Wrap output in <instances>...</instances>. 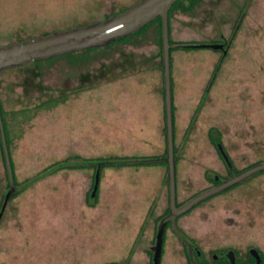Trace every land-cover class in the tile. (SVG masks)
<instances>
[{
    "label": "rangeland",
    "instance_id": "obj_1",
    "mask_svg": "<svg viewBox=\"0 0 264 264\" xmlns=\"http://www.w3.org/2000/svg\"><path fill=\"white\" fill-rule=\"evenodd\" d=\"M137 1L0 0V45L100 21ZM187 5L171 11L170 39L200 36L204 44L225 40L228 52L223 56L209 47L183 51L179 66L175 49L170 52L177 203L209 184L204 170L217 167L213 150L207 149L210 140L221 139L238 168L264 160V153L259 154L264 151V126L258 118L264 0H198ZM145 29L130 43L75 51L0 73V104L18 187L61 161L88 170L91 187L95 168L87 160L164 152L162 61L148 52L159 48L157 23ZM140 49L146 52L135 54ZM206 79L208 101L194 122L192 100ZM71 150L82 159L70 158ZM3 156L0 147V206L9 183ZM63 169L7 201L0 219V264H144L160 221L152 210L166 174L156 165H103L96 193L87 197L88 205L98 208L86 210L77 197L70 199L72 185L64 183L68 171ZM101 189L115 192L110 200L115 205L102 203L97 194ZM259 191L264 192V171L201 202L179 224L198 235L224 223L230 227L226 240L242 238L264 249V198L256 197ZM178 244L167 231L160 264L169 259L165 250Z\"/></svg>",
    "mask_w": 264,
    "mask_h": 264
},
{
    "label": "water",
    "instance_id": "obj_2",
    "mask_svg": "<svg viewBox=\"0 0 264 264\" xmlns=\"http://www.w3.org/2000/svg\"><path fill=\"white\" fill-rule=\"evenodd\" d=\"M176 1L182 0H138L127 9L100 21H93L84 26H75L67 30L53 31L45 35H36L23 40H14L7 44L0 45V73L8 69L23 67L32 61H43L53 57L71 54L75 51H83L89 48L103 47L112 41L129 36L138 31L155 18L161 19V51L162 70L164 82V124L166 155L163 160L166 162V176L168 187V212L163 216L155 231L154 245L151 247V264H160V254L164 236V229L168 222H171L175 231V219L188 212L204 199L227 189L233 184L251 176L252 174L264 171V163L255 164L240 173L234 174L230 179L221 182L219 185L209 188L194 195L181 206L177 205L176 180H175V154L173 134V112L171 97L170 77V50L172 44L169 41L168 12ZM196 48L209 47L222 49L223 44L219 43H196ZM0 140L2 144L4 160L6 164L9 187L6 191L0 207V219L8 199L16 194L20 187L15 184L11 171L10 158L6 144L4 129L2 126L0 110ZM110 161L93 160L90 163L96 165L93 179L92 196L95 195L99 180V169L103 163Z\"/></svg>",
    "mask_w": 264,
    "mask_h": 264
},
{
    "label": "flooded vegetation",
    "instance_id": "obj_3",
    "mask_svg": "<svg viewBox=\"0 0 264 264\" xmlns=\"http://www.w3.org/2000/svg\"><path fill=\"white\" fill-rule=\"evenodd\" d=\"M217 43L223 44V48L219 49V51L223 56L226 55L228 52L226 41L220 40L217 41ZM259 95L260 96H259L258 108L260 111L259 113L261 115H259L258 118L260 125L264 126V69H262V74L259 79ZM207 145L210 146L209 148L207 147L208 150L210 149L213 150V157L217 159V167L216 169H212V170L211 169L204 170V174L206 176V179H208L209 184L203 187L202 189H200V191L197 192L196 195L202 191H205L209 188L219 185L221 182L230 179L234 174L240 173L241 171L255 164L264 163V160H258L249 163L245 167L238 168L236 161L230 154L229 149L227 148L226 144L221 141V139L216 141L210 140L207 143ZM261 153H264V151L262 150V152H260L259 154ZM95 170H96V166H95ZM209 171H211V173H209ZM243 180L233 184L232 186L228 187L225 190H222L204 199L203 201L213 199L221 195L222 192L228 193L230 190L236 188L239 185V183H241ZM239 193L241 195L243 194L245 195V191L241 190L239 191ZM256 197L264 198V192L259 191ZM185 202L183 203L178 202L177 205L181 206ZM201 202H199L191 209L196 208ZM190 210L175 219V227L177 231H175L171 222H168L165 226L164 235L167 233V231H169L172 235L176 237V240H178L179 243L178 246H176L175 248L172 247L170 252L167 249L165 250V252H168L166 256L167 257L169 256L168 257L169 259L166 260L165 264H264V249L258 245L247 244L245 243L247 241L242 240V238L240 239L230 238L226 240V235L224 234H226L225 233L226 229L230 230V227H226L224 223H222V227H217L216 224H213L211 227L207 228L205 231H203L201 234L198 235H196L197 233L195 232L194 228L182 227L179 224V219L187 215L190 212ZM167 212L166 213L164 212L165 214L163 213V216H165ZM216 231L219 234H215ZM153 245H151L148 249L149 264H151L152 262L151 247ZM163 245H164V236H163L160 260H161V255L163 253V247H164ZM173 259H175V261H173Z\"/></svg>",
    "mask_w": 264,
    "mask_h": 264
},
{
    "label": "crops",
    "instance_id": "obj_4",
    "mask_svg": "<svg viewBox=\"0 0 264 264\" xmlns=\"http://www.w3.org/2000/svg\"><path fill=\"white\" fill-rule=\"evenodd\" d=\"M172 40V39H171ZM174 43L177 42H191V43H205L206 39L201 38L200 36H184V37H178L176 40H172ZM209 41V40H208ZM207 43V42H206ZM141 47H136L135 49L138 50ZM194 48H183V47H179L176 46V44H173L172 49H175L176 52V56H175V65L179 66L181 65V57L183 54V51H187V52H191ZM171 49V50H172ZM146 51H142L141 49L135 53V54H143ZM148 52H153V54L156 57L157 62L162 61V56L160 54L159 48L157 49H151ZM171 52V51H170ZM209 79V78H208ZM208 79L204 80V84H200L197 87V91L195 93V97H193V111L190 114V118L194 119V122L198 121L200 116H201V110L202 107L204 108V105L206 104V102L208 101V92L205 95V91H206V87L208 86ZM159 96H160V100L163 103V111H164V93H160L159 92ZM13 125L16 124V121L12 123ZM12 125V126H13ZM162 130L164 128V115L162 118ZM166 147V144H165ZM165 150V149H164ZM71 154L69 155L70 158H79L82 159V157L80 155H78L75 151L71 150L70 152ZM162 153L158 154L161 155ZM157 167H159L161 169V171L163 172V175L166 174V166L162 165V164H154ZM82 165L78 164H70V167L64 168L63 170L68 171V173L66 175H64L65 177V181L64 183H66V186L68 185L67 183H70L72 186L70 187V192H72V195L70 197V199H75L77 197V201L79 205H82L83 208H85L86 210H93L98 208L97 204H95L94 206L92 204H90V206L88 205L87 202V197H88V193L91 189V187L88 186V181H89V174H88V170L83 171V169L81 168ZM146 167V166H150V165H127V166H122V168H136V167ZM55 174V173H54ZM53 174V175H54ZM53 175L48 176L49 178H51ZM44 177V176H43ZM39 178L36 181H41V179L43 178ZM56 178V177H54ZM93 179L94 176L92 175V179H91V185L93 183ZM75 183V185L73 184ZM74 185V186H73ZM90 185V186H91ZM53 187H55L53 185ZM89 187V188H88ZM99 194V199L103 202L107 201L108 204H113L115 205V202L110 201L112 196L115 194V192L113 191L111 194H109V192L105 189H101L98 191ZM156 198H157V203H156V207L152 210L155 214H154V219L156 220L157 218H159L161 215H163V213L165 212L166 208L168 207V187H167V179H163L161 185L159 186L158 192L156 194ZM131 200V198H130ZM98 203V202H96ZM132 203V202H131ZM130 203V204H131ZM151 207L148 205V208L146 209V211L149 213L151 211ZM103 211V209H102ZM152 212V214H153ZM145 213V212H144ZM153 228V226H152ZM148 249H149V245L146 247V258H145V263L147 264L149 262V256H148Z\"/></svg>",
    "mask_w": 264,
    "mask_h": 264
},
{
    "label": "trees",
    "instance_id": "obj_5",
    "mask_svg": "<svg viewBox=\"0 0 264 264\" xmlns=\"http://www.w3.org/2000/svg\"><path fill=\"white\" fill-rule=\"evenodd\" d=\"M198 0H182V1H176L170 8L169 12H168V23H169V16L171 14V11L176 8L177 6H183L186 2L188 3V7H192L196 4ZM185 10V9H184ZM241 17V16H240ZM107 18V17H106ZM153 23H157V32H158V41H157V45L159 46L160 48V54L162 56V51H161V19L160 17H157L155 18L153 21H151L150 23H148L147 25H145L144 27H142L141 29H139L138 31L134 32L133 34L129 35V36H126V37H122V38H119L117 40H114L112 41L110 44L106 45L107 46H110L111 44L113 43H118V42H129L130 43V39L132 38V36H136L138 34H141L143 33L146 29L147 26H150L151 24ZM169 41L170 43L173 45V44H176V46H179V47H183V48H194L192 45L194 43H191V42H177V43H174L171 39H170V23H169ZM144 29V30H143ZM143 30V31H142ZM104 47V46H103ZM173 47V46H172ZM98 48V47H96ZM172 49V48H171ZM91 50H94V48H89V49H86V51H91ZM84 51V50H83ZM171 51V50H170ZM67 55V54H65ZM58 57V56H57ZM54 58V57H53ZM205 95H206V91H205ZM42 107V106H41ZM0 110H1V118H2V126H3V129H4V134H5V139H6V144L7 146L9 147V142H8V139H7V131H6V127H5V120L3 118V110L1 108V104H0ZM163 131H164V135H165V124H164V128H163ZM0 147H1V150L3 152V149H2V144H1V141H0ZM174 154H175V148H174ZM4 155V154H3ZM166 155V147H165V150L164 152L161 154V155H154V156H140V157H134V156H125V157H115V158H108L107 160H104V161H110V162H107V163H103L100 168L103 166V165H106V164H111V165H118V166H127V165H154V164H162L164 166H166V162L163 160V157ZM4 157V156H3ZM175 160H176V155H175ZM91 161L93 160H87V162L94 166L95 168V164L93 163H90ZM10 164H11V171H12V174H13V164H12V161H11V158H10ZM67 167H70V163L68 161H61V162H58L56 164H53L52 166H50L48 168V170L42 174V175H38L36 177H34L33 179H31L30 181H28L25 185L21 186L20 187V190H23L25 187H27L28 185H30L32 182L36 181L37 179L49 174V173H52V172H55L59 169H63V168H67ZM95 173V171H94ZM7 177H8V174H7ZM8 187H9V183H8ZM92 187H93V183L91 185V189L89 192L92 191ZM8 190V189H7ZM6 190V191H7ZM19 190V191H20ZM5 191V192H6ZM18 191V192H19ZM17 192V193H18ZM16 193V194H17ZM16 194L12 195L9 199H11L13 196H15ZM5 195V194H4ZM4 198V197H3ZM8 199V200H9ZM3 202V200H2ZM1 207V206H0ZM168 210V207L166 208L165 210V213L167 212ZM164 213V214H165ZM163 215H161L159 217V219L162 218ZM150 253V251H149Z\"/></svg>",
    "mask_w": 264,
    "mask_h": 264
}]
</instances>
